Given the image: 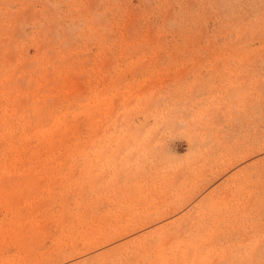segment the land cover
Here are the masks:
<instances>
[{"label":"rangeland","instance_id":"rangeland-1","mask_svg":"<svg viewBox=\"0 0 264 264\" xmlns=\"http://www.w3.org/2000/svg\"><path fill=\"white\" fill-rule=\"evenodd\" d=\"M0 264H264V0H0Z\"/></svg>","mask_w":264,"mask_h":264}]
</instances>
